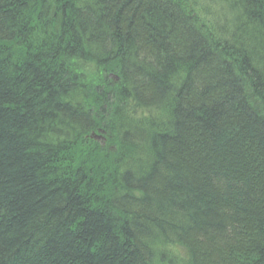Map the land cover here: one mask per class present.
<instances>
[{
	"label": "trees",
	"instance_id": "1",
	"mask_svg": "<svg viewBox=\"0 0 264 264\" xmlns=\"http://www.w3.org/2000/svg\"><path fill=\"white\" fill-rule=\"evenodd\" d=\"M0 264H264V0H0Z\"/></svg>",
	"mask_w": 264,
	"mask_h": 264
},
{
	"label": "bare ground",
	"instance_id": "2",
	"mask_svg": "<svg viewBox=\"0 0 264 264\" xmlns=\"http://www.w3.org/2000/svg\"><path fill=\"white\" fill-rule=\"evenodd\" d=\"M92 135H97V138L92 137ZM88 136L95 141H100L102 144L103 138L105 137V131L103 129H97L96 131L90 132Z\"/></svg>",
	"mask_w": 264,
	"mask_h": 264
},
{
	"label": "water",
	"instance_id": "3",
	"mask_svg": "<svg viewBox=\"0 0 264 264\" xmlns=\"http://www.w3.org/2000/svg\"><path fill=\"white\" fill-rule=\"evenodd\" d=\"M101 132V131H100ZM92 137L97 138V135H92Z\"/></svg>",
	"mask_w": 264,
	"mask_h": 264
}]
</instances>
